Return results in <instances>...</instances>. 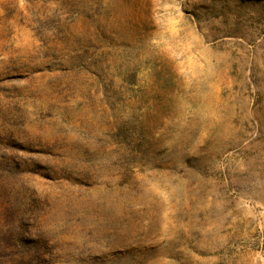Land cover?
Returning a JSON list of instances; mask_svg holds the SVG:
<instances>
[{"label": "rangeland", "instance_id": "374dc122", "mask_svg": "<svg viewBox=\"0 0 264 264\" xmlns=\"http://www.w3.org/2000/svg\"><path fill=\"white\" fill-rule=\"evenodd\" d=\"M0 264H264V0H0Z\"/></svg>", "mask_w": 264, "mask_h": 264}]
</instances>
